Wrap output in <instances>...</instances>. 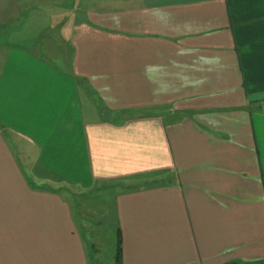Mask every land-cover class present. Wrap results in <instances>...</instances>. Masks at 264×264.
<instances>
[{
  "label": "crops",
  "instance_id": "crops-1",
  "mask_svg": "<svg viewBox=\"0 0 264 264\" xmlns=\"http://www.w3.org/2000/svg\"><path fill=\"white\" fill-rule=\"evenodd\" d=\"M44 2L42 44L0 41V264L103 259L62 186L113 184L120 264H264V0H8L0 30Z\"/></svg>",
  "mask_w": 264,
  "mask_h": 264
},
{
  "label": "rangeland",
  "instance_id": "rangeland-1",
  "mask_svg": "<svg viewBox=\"0 0 264 264\" xmlns=\"http://www.w3.org/2000/svg\"><path fill=\"white\" fill-rule=\"evenodd\" d=\"M42 4L43 5H38L37 7L29 6V8H23L24 11L21 12V16L18 19V22L16 21L15 24L11 23V25L7 23L6 25H8V27L0 30V41L12 44L15 42L19 43L23 42L24 40L26 41L33 39L34 42L42 44L43 38L46 37L44 35L43 37H41L40 33L42 30L47 29V26H51V24L54 22L51 11L57 9L50 7L51 4H49L48 7L46 2ZM60 5V9L58 8L60 10V13H63V15L68 13L67 21L70 22L72 18V16H70L72 12V9H70L71 0H62ZM12 7L13 6L8 3V0H0L2 18H8V16L10 15L9 11H12ZM6 11L8 12L7 16H5ZM64 11H66V13H64ZM41 46L42 45H39V47ZM57 62L58 60L54 61V64L57 65ZM59 62L61 63L63 61L59 60ZM59 62L58 65L60 66ZM122 190L124 189L120 184L100 185L94 191L88 194L78 195L76 193H72L71 189L68 188V186H62V193L66 195L67 200L72 205L73 202L76 204L75 210H79V213L83 217L84 215H94L93 217H96V220L90 221V223H96V226H106L104 232L105 234H97V238L102 243V245L103 242H106V246L104 248L106 255L103 259L101 255H96L95 264H108L110 262V259L112 261L114 260L112 259V257L114 255L115 250V215L114 210L112 208V200L113 197H115L116 194ZM76 217L78 218L79 215H76ZM93 223H91V226H89V224L85 225L88 226V232L95 230L93 227ZM110 226H112L113 229ZM91 236L90 239H92L93 241L94 236H92V238Z\"/></svg>",
  "mask_w": 264,
  "mask_h": 264
},
{
  "label": "trees",
  "instance_id": "trees-1",
  "mask_svg": "<svg viewBox=\"0 0 264 264\" xmlns=\"http://www.w3.org/2000/svg\"><path fill=\"white\" fill-rule=\"evenodd\" d=\"M115 262L116 264H120V260H121V244H120V238H119V234L117 233V237H116V246H115Z\"/></svg>",
  "mask_w": 264,
  "mask_h": 264
}]
</instances>
